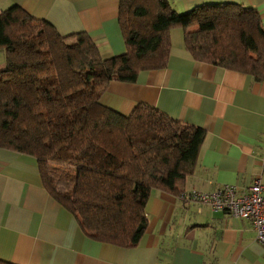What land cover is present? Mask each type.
Segmentation results:
<instances>
[{"label":"trees","instance_id":"trees-1","mask_svg":"<svg viewBox=\"0 0 264 264\" xmlns=\"http://www.w3.org/2000/svg\"><path fill=\"white\" fill-rule=\"evenodd\" d=\"M118 22L125 51L103 57L84 32L60 35L18 5L0 12V147L35 158L43 186L86 235L131 246L151 190L177 193L205 132L147 104L111 109L100 100L107 84L164 67L174 27L194 59L259 79L264 28L257 10L228 2L177 12L168 0H119Z\"/></svg>","mask_w":264,"mask_h":264},{"label":"crops","instance_id":"crops-1","mask_svg":"<svg viewBox=\"0 0 264 264\" xmlns=\"http://www.w3.org/2000/svg\"><path fill=\"white\" fill-rule=\"evenodd\" d=\"M177 12L228 2L252 7L264 28V0H168ZM119 0H0L49 22L60 35L86 33L101 56L123 53ZM180 30H179V29ZM180 27L170 30L167 63L140 71L133 82L111 80L101 103L122 114L137 104L204 130L193 168L177 193L153 189L147 227L138 244L95 240L43 186L35 158L0 147V260L13 264H264V245L248 219L181 196L222 184L246 189L264 182V75L193 58ZM6 52L0 48V71Z\"/></svg>","mask_w":264,"mask_h":264},{"label":"built area","instance_id":"built-area-1","mask_svg":"<svg viewBox=\"0 0 264 264\" xmlns=\"http://www.w3.org/2000/svg\"><path fill=\"white\" fill-rule=\"evenodd\" d=\"M195 203L208 205L214 211H226L233 216L248 219L256 240L264 245V182L254 178L244 190L233 184H222L211 191L192 189L181 194Z\"/></svg>","mask_w":264,"mask_h":264},{"label":"rangeland","instance_id":"rangeland-1","mask_svg":"<svg viewBox=\"0 0 264 264\" xmlns=\"http://www.w3.org/2000/svg\"><path fill=\"white\" fill-rule=\"evenodd\" d=\"M179 29V28H178ZM180 30V29H179Z\"/></svg>","mask_w":264,"mask_h":264}]
</instances>
